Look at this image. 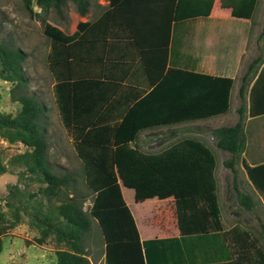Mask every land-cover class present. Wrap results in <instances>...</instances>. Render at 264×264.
Segmentation results:
<instances>
[{
    "label": "trees",
    "instance_id": "obj_1",
    "mask_svg": "<svg viewBox=\"0 0 264 264\" xmlns=\"http://www.w3.org/2000/svg\"><path fill=\"white\" fill-rule=\"evenodd\" d=\"M25 1L30 3L31 0ZM71 1L76 4L79 15L87 13L89 0ZM66 2L36 0V5L44 13L51 9L60 12L61 5ZM164 2L165 8L169 7L170 23L172 20L178 22L207 16L214 0ZM255 4L256 0H234L236 16L251 17ZM95 25V22L79 21L77 30L72 34H66L49 23L44 26L45 35L51 39L47 63L55 79V103L61 122L66 131L72 134L74 149L81 159L84 186L91 194V205L83 209L88 194L76 188L74 190L76 180L71 174L58 175L52 171L47 156L49 144L44 106L31 95L16 97L13 94L12 99L21 103V109L15 116L0 115V137L10 143L20 142L26 148L12 155L8 163L3 161L0 148V174L19 169L20 175L45 184L38 188L41 195L49 199L60 198L57 204L41 212V200L35 207V200L31 198L33 194L24 201L16 195L18 190H15L14 195L18 196L15 208L21 210L26 204L23 209L26 211L30 206L31 218L52 228L59 239L69 242L70 249L55 252L56 264H91L86 257L84 238L90 232L93 221L104 244L106 264H160L159 257H153L150 253L153 250L165 253L166 242L171 239L140 241L134 217L120 189L118 179L121 177L127 186L134 188L137 198L168 195L176 200V224L184 237L171 240L179 245L181 253V257L173 259L172 264H244L243 257L246 259L248 249H254L260 258L255 264H264V251L256 245L250 233L237 226L220 233L222 224L214 176L216 160L213 151L204 142L183 138L158 152L145 153L128 145L134 132L119 139L113 135L116 141L108 144L105 140L94 138L90 130L84 133L74 128L80 115L74 106L81 84L76 79L75 62L82 57L83 52L86 53L84 45L90 40ZM261 35H264V21ZM25 57L26 54L20 49L11 47L6 41L0 42V77L15 81L17 87L23 85L27 81L22 68ZM196 76L201 78V84L194 93L193 103L184 104L183 117L197 119L226 112L232 79L206 74ZM243 89L244 85L239 90L241 95ZM238 111L242 114V106ZM212 135L216 146L229 152L225 164L235 172L234 164L244 147L241 118L232 126L212 130ZM244 166L250 176L251 168L247 164ZM236 195L242 206L251 208L250 196L239 190H236ZM31 199L33 203L29 205ZM185 204H188V209H184ZM199 204L209 208L214 230H208L203 220L197 217L196 208ZM7 205L13 206L8 201ZM188 234L196 236H186ZM183 252L187 255L183 256ZM162 259L164 264L167 260L164 257Z\"/></svg>",
    "mask_w": 264,
    "mask_h": 264
},
{
    "label": "crops",
    "instance_id": "obj_2",
    "mask_svg": "<svg viewBox=\"0 0 264 264\" xmlns=\"http://www.w3.org/2000/svg\"><path fill=\"white\" fill-rule=\"evenodd\" d=\"M259 1L249 18L236 16L234 0H214L207 16L170 23L164 0L89 2L87 13L80 15L78 22L96 25L84 45L86 53L75 62L76 79L81 84L74 106L80 115L74 128L84 133L90 130L94 138L108 144H114L115 136L119 139L134 132L128 145L154 153L165 145L166 130L171 136L188 132L191 136L183 138H195L207 145L203 133L212 134V130L232 126L241 118L244 147L239 161L245 172L242 183L253 195L236 187L250 196L251 208L237 201L247 211L256 206L264 209V48L260 50L264 16L260 23L253 18ZM196 74L232 79L226 112L197 119L183 117L184 104L193 103L201 84ZM241 106L242 114L238 111ZM75 154L81 162L76 151ZM244 164L251 168L250 176ZM147 198L135 197L134 202H151ZM133 217L141 242L184 237L177 224L170 233L160 227L154 216L141 221L135 214ZM220 221L223 233L229 227L221 214ZM260 232L264 236V226ZM150 254L159 257L160 264L163 257L167 260L164 264L181 257L179 245L174 242L165 253L153 250Z\"/></svg>",
    "mask_w": 264,
    "mask_h": 264
},
{
    "label": "rangeland",
    "instance_id": "obj_3",
    "mask_svg": "<svg viewBox=\"0 0 264 264\" xmlns=\"http://www.w3.org/2000/svg\"><path fill=\"white\" fill-rule=\"evenodd\" d=\"M89 2L91 5L92 0ZM79 16L76 4L71 0H67L66 4L61 5L60 12L51 9L48 13H44L36 5V0H31L30 3L25 0H0V42L6 41L11 47L18 48L26 54L22 68L27 78L23 85L17 87L15 81L4 80L0 77V115L15 116L21 109V103L12 99L13 94L16 97L23 94L31 95L40 102L45 108L49 144L47 156L52 171L58 175L71 174L76 180L74 190L76 188L77 191L88 194V190L84 186L82 163L75 156L74 144L70 138L72 134L63 127L55 103L53 91L55 79L47 63L51 39L44 33L46 23L62 29L65 33H72L76 29ZM263 16L264 0H260L253 18L260 23ZM260 42L261 50L264 48V35H261ZM235 46L238 44H234ZM1 68L0 64V70ZM193 126L195 129L198 128V125ZM180 131L182 132L184 129L180 127ZM164 134L168 138L163 140L165 145L161 147L162 149L178 142L183 137L191 136L188 135V132H185L184 135H178V133L171 136L168 130L164 131ZM202 137L215 155L216 195L224 224L229 228L237 226L240 230H246L254 237L256 236L257 238H254L256 245L264 251V236L260 232L264 226V209L261 206H256L253 211H247L237 201L236 187L239 190H247L250 194L248 187L242 183V180L245 179V172L241 168L239 158L234 164L235 172H233L225 164L230 156L229 153L216 146V140L211 133H203ZM0 148L3 161L8 163L12 155L24 151L26 147L20 142L10 143L0 137ZM18 170L13 169L0 174V264H56L55 252L70 249L69 242L59 239L52 228L41 226L31 218L29 215L32 213L30 206L24 211L26 204L21 210L16 209L15 205L18 204V196L26 201L30 198V194H33L34 197L31 198L35 200V207L41 200V212H43L45 209L47 210L48 206L57 204L60 198L49 199L47 196L41 195L38 188L44 187L45 184L30 180L28 176L20 175ZM118 182L132 215L135 214L139 221L154 216L160 227L172 232L171 229L176 226L177 211L176 200L172 196L148 197L147 199H150L151 202L139 205V202H134L136 197L134 188L127 186L121 177ZM15 190H18L16 193L18 196L14 195ZM32 199L29 205L33 203ZM7 201L13 206L7 205ZM90 205L91 194H88L83 209H88ZM187 205L185 204L184 209H188ZM196 214L207 225L208 230H214L213 217L206 205L199 204ZM257 217L259 218L257 219ZM185 221H188L187 217ZM141 229H143L142 225ZM171 240L166 242L167 247ZM84 242L86 257L90 259L91 264H106L104 244L95 221L91 223L90 232L85 234ZM246 254V259L243 257L244 264H255L260 261L254 249H248Z\"/></svg>",
    "mask_w": 264,
    "mask_h": 264
}]
</instances>
